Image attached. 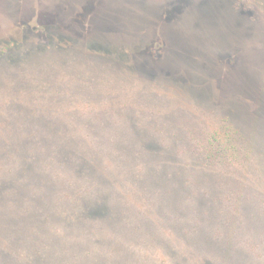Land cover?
Here are the masks:
<instances>
[{
    "label": "rangeland",
    "instance_id": "rangeland-1",
    "mask_svg": "<svg viewBox=\"0 0 264 264\" xmlns=\"http://www.w3.org/2000/svg\"><path fill=\"white\" fill-rule=\"evenodd\" d=\"M7 45L0 73L83 53L93 63L111 56L136 64L172 85L179 99L165 112L107 92L81 101L93 137L146 169L131 179L149 204L173 213L182 207L192 222L205 211L238 213L243 222L264 211L263 152L223 173L195 154L203 131L224 116L264 144V0H0V46ZM198 113L211 119L190 140L185 129ZM64 130L60 123L46 131ZM108 215L104 205L85 209L98 224Z\"/></svg>",
    "mask_w": 264,
    "mask_h": 264
},
{
    "label": "clouds",
    "instance_id": "clouds-1",
    "mask_svg": "<svg viewBox=\"0 0 264 264\" xmlns=\"http://www.w3.org/2000/svg\"><path fill=\"white\" fill-rule=\"evenodd\" d=\"M83 55L0 73V264H264V211L246 222L205 211L192 222L182 207L147 202L131 179L146 169L93 137L81 101L107 92L165 112L179 97L136 64ZM197 115L185 129L190 140L211 119ZM60 123L67 130L46 131ZM99 205L109 212L104 224L85 216Z\"/></svg>",
    "mask_w": 264,
    "mask_h": 264
},
{
    "label": "trees",
    "instance_id": "trees-1",
    "mask_svg": "<svg viewBox=\"0 0 264 264\" xmlns=\"http://www.w3.org/2000/svg\"><path fill=\"white\" fill-rule=\"evenodd\" d=\"M247 134L232 117H221L197 139L195 154L203 160L204 166L217 168L222 173L225 169H238L237 166L244 168L256 158L257 152L264 154V144L251 141Z\"/></svg>",
    "mask_w": 264,
    "mask_h": 264
}]
</instances>
